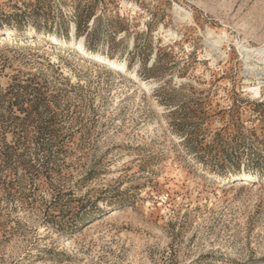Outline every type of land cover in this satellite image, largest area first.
Wrapping results in <instances>:
<instances>
[{"label": "rangeland", "instance_id": "1", "mask_svg": "<svg viewBox=\"0 0 264 264\" xmlns=\"http://www.w3.org/2000/svg\"><path fill=\"white\" fill-rule=\"evenodd\" d=\"M245 47L264 0H0V264H264Z\"/></svg>", "mask_w": 264, "mask_h": 264}, {"label": "bare ground", "instance_id": "2", "mask_svg": "<svg viewBox=\"0 0 264 264\" xmlns=\"http://www.w3.org/2000/svg\"><path fill=\"white\" fill-rule=\"evenodd\" d=\"M178 11V10H177ZM179 15H180V19L183 21V20H188V19H191V14L182 9V8H179ZM178 14V13H177ZM26 34H28V31L25 32ZM227 37V34L224 32L222 34H217L213 31V30H210L209 33H208V39L211 40L210 41V46L214 48V50L216 51H219L221 52V48H222V45L224 43V40L225 38ZM64 45H70L66 42H63ZM79 51L82 53V54H85V53H88L85 49H83L81 46L79 47ZM243 52L245 51V54H244V57L246 58V68L251 70V71H254L256 70L257 66L254 64H251L252 61H256V62H259L260 64H264V47H261V48H258V49H255V48H247L245 47L244 50H242ZM88 54H91L94 56V58L96 59H99L100 61H102L104 64H106L108 67H110V69L112 68L113 70H123L124 69V66L123 65H118L116 63H112L110 60L106 59V58H103L101 57L100 55L96 54V53H88ZM256 55V56H255ZM263 66V65H262ZM262 71V70H261ZM260 71V72H261ZM259 72V71H258ZM259 72V73H260ZM249 73V72H248ZM264 75V70L262 72ZM258 74V73H257ZM256 74V75H257ZM261 74V73H260ZM259 76V75H258ZM262 77V76H261ZM130 78L136 82L137 81V77L135 75H130ZM151 87V85L147 86V88L149 89ZM261 88H259L256 84L254 86H252L249 91L252 92L255 96H260L261 94Z\"/></svg>", "mask_w": 264, "mask_h": 264}]
</instances>
